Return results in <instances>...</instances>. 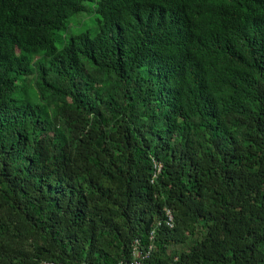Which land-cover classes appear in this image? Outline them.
Wrapping results in <instances>:
<instances>
[{
    "label": "trees",
    "instance_id": "16d2710c",
    "mask_svg": "<svg viewBox=\"0 0 264 264\" xmlns=\"http://www.w3.org/2000/svg\"><path fill=\"white\" fill-rule=\"evenodd\" d=\"M136 250L264 264V0H0V264Z\"/></svg>",
    "mask_w": 264,
    "mask_h": 264
},
{
    "label": "built area",
    "instance_id": "2783aa9c",
    "mask_svg": "<svg viewBox=\"0 0 264 264\" xmlns=\"http://www.w3.org/2000/svg\"><path fill=\"white\" fill-rule=\"evenodd\" d=\"M156 167H157V171L161 170V164L158 163L156 165ZM172 219H173V216L171 214H169V217H168V223L169 224H171ZM135 255L137 256V258L135 260H133L130 264H141L140 259H138V257H140V256L142 257L141 252L136 250ZM45 264H55V263L45 262Z\"/></svg>",
    "mask_w": 264,
    "mask_h": 264
},
{
    "label": "rangeland",
    "instance_id": "374dc122",
    "mask_svg": "<svg viewBox=\"0 0 264 264\" xmlns=\"http://www.w3.org/2000/svg\"><path fill=\"white\" fill-rule=\"evenodd\" d=\"M93 19H95V14H90L89 17H87V18L84 19V22H86V27H87V24L91 26ZM85 20H86V21H85ZM86 27H85V25H84V23H83V24L79 27L78 30H80V29L83 30V29H85ZM71 31H72V32H75V31H76V29L74 28V25L72 26Z\"/></svg>",
    "mask_w": 264,
    "mask_h": 264
}]
</instances>
